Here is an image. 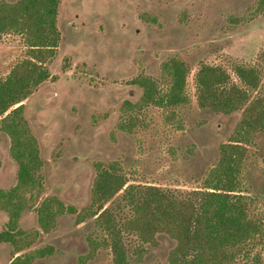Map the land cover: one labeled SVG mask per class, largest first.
I'll list each match as a JSON object with an SVG mask.
<instances>
[{
  "label": "rangeland",
  "instance_id": "1",
  "mask_svg": "<svg viewBox=\"0 0 264 264\" xmlns=\"http://www.w3.org/2000/svg\"><path fill=\"white\" fill-rule=\"evenodd\" d=\"M57 27V55L46 65L51 77L23 103L43 166L42 187L33 199L27 194L31 204L18 229L37 236L18 254L1 243L0 264L46 246L53 254L31 264H79L84 258V264H114L117 236L129 264H171L174 239L159 232L145 243L128 226L133 213L123 200L125 190L103 203L108 212L102 218L79 222L77 215L92 205L97 163H116L127 185L156 186L173 196L202 187L222 145L237 137L245 112L201 109L196 75L202 65L219 67L250 100L264 96V0H61ZM28 54L24 35L4 33L0 80ZM175 58L189 68L188 103L176 108L142 105L144 92L136 79L151 77L158 92H166L170 82L163 65ZM238 66L255 70L250 84L238 77ZM10 146L0 128L3 190L17 183ZM245 147L238 190L247 197L250 217L264 230V127L251 134ZM50 199L77 213L59 215L54 228L44 232L38 209ZM8 221L0 207V232ZM232 264H264V231L241 247Z\"/></svg>",
  "mask_w": 264,
  "mask_h": 264
},
{
  "label": "trees",
  "instance_id": "2",
  "mask_svg": "<svg viewBox=\"0 0 264 264\" xmlns=\"http://www.w3.org/2000/svg\"><path fill=\"white\" fill-rule=\"evenodd\" d=\"M61 0H0V39L4 33L24 35L28 56L16 64L6 79L0 80V128L11 139L10 155L18 165L17 183L10 190L0 188V207L8 213L9 221L0 232V244H10L15 253L31 246L37 235L19 231V220L30 207L34 192L40 191L39 172L43 166L37 140L24 116V101L39 85L51 77L47 63L57 55L60 32L57 17ZM187 64L170 59L163 65V74L170 82L159 93L151 77L136 79L143 88L142 105L155 104L166 108L184 106L189 99L186 82ZM238 77L250 84L253 68L238 66ZM198 105L201 109L232 113L244 109V119L228 143L222 145L218 163L203 181L201 188L187 196H173L156 186L127 185L116 170V163L96 164L92 205L78 213V221L108 212L104 204L125 190L124 202L132 210L128 226L145 243L154 241L159 232L176 241L171 250V264H232L246 243L263 234V224L250 217L246 195L238 190L239 175L246 154L245 144L251 134L264 127V96L250 100L246 91L230 81L228 73L219 67L202 65L196 75ZM27 194H30L27 197ZM98 203V209H93ZM76 214L73 206L57 199L45 200L38 209V220L44 232L57 223V217ZM107 225L108 229H113ZM114 264H129L120 239L114 238ZM51 246L13 258L11 264H31L37 258L53 254ZM84 258L79 264H84Z\"/></svg>",
  "mask_w": 264,
  "mask_h": 264
}]
</instances>
